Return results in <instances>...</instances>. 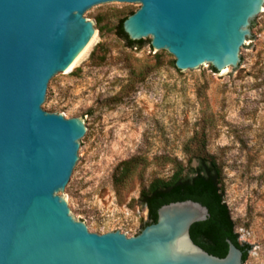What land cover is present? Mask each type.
Masks as SVG:
<instances>
[{
    "label": "water",
    "instance_id": "water-1",
    "mask_svg": "<svg viewBox=\"0 0 264 264\" xmlns=\"http://www.w3.org/2000/svg\"><path fill=\"white\" fill-rule=\"evenodd\" d=\"M116 5L140 6L125 32L175 56L185 76L240 71L264 12V0H0V264H243L230 239L225 257L192 240L210 217L201 202L163 205L129 237L91 232L63 196L90 132L45 106L100 37L90 16Z\"/></svg>",
    "mask_w": 264,
    "mask_h": 264
},
{
    "label": "rangeland",
    "instance_id": "rangeland-1",
    "mask_svg": "<svg viewBox=\"0 0 264 264\" xmlns=\"http://www.w3.org/2000/svg\"><path fill=\"white\" fill-rule=\"evenodd\" d=\"M139 7L91 15L100 37L48 97L46 111L84 117L90 132L63 196L91 232L136 236L149 222L144 187L179 164L193 176L201 157L215 159L239 242L250 245L245 264H264V12L240 71L185 76L151 40L130 48L119 36ZM134 157L142 164L116 184L117 167Z\"/></svg>",
    "mask_w": 264,
    "mask_h": 264
},
{
    "label": "trees",
    "instance_id": "trees-1",
    "mask_svg": "<svg viewBox=\"0 0 264 264\" xmlns=\"http://www.w3.org/2000/svg\"><path fill=\"white\" fill-rule=\"evenodd\" d=\"M127 18L128 16L120 20L117 27L118 34L127 42V47L139 48L144 43V39L139 41L130 39L123 27ZM92 56L95 57V53H92ZM212 69L218 72L214 67ZM141 162L138 157L122 161L116 169L115 183H124L142 164ZM200 162L193 176H186L185 167L179 164L170 178H156L142 189L140 201L149 210V222L144 227L157 222L158 210L163 205L188 199L201 202L209 208L210 217L206 221L193 224L191 227L192 240L210 254L225 257L229 250L227 240L230 239L243 251V264H245L249 256L250 245L239 242V235L235 230L230 209L224 202L221 185L222 169L215 159L201 157Z\"/></svg>",
    "mask_w": 264,
    "mask_h": 264
}]
</instances>
